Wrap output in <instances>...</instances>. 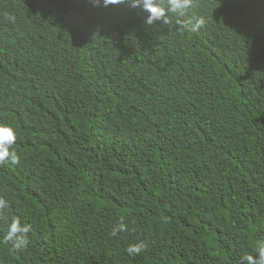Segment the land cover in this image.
Masks as SVG:
<instances>
[{"label": "trees", "instance_id": "16d2710c", "mask_svg": "<svg viewBox=\"0 0 264 264\" xmlns=\"http://www.w3.org/2000/svg\"><path fill=\"white\" fill-rule=\"evenodd\" d=\"M144 15L0 0V124L20 157L0 165V264H240L264 244V0H194L195 32Z\"/></svg>", "mask_w": 264, "mask_h": 264}, {"label": "clouds", "instance_id": "9594fccd", "mask_svg": "<svg viewBox=\"0 0 264 264\" xmlns=\"http://www.w3.org/2000/svg\"><path fill=\"white\" fill-rule=\"evenodd\" d=\"M90 2L97 7L127 3L132 8H140L145 13L142 23L148 27L170 24L169 16L172 14L177 17V25L188 31H198L206 24V20L202 16L192 15L189 19H184V17L189 16V11L194 6V0H90ZM8 19L12 20L13 18L8 17ZM16 135V130L11 125L0 124V165L11 164L15 166L19 164L20 157L13 148ZM8 206V202L0 197V210L6 209ZM30 230V225H22L19 218L14 219L8 224L4 241L11 244L14 251H20L28 246L27 235ZM127 230L128 226L121 220L113 228L111 235L116 236L118 232ZM144 248V242L138 241L129 244L125 252L134 257L139 255ZM254 251L255 255L250 254L242 257L240 264H264V244L258 245Z\"/></svg>", "mask_w": 264, "mask_h": 264}]
</instances>
